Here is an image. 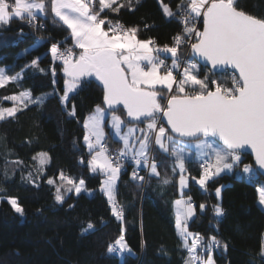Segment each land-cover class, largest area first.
<instances>
[{"label": "snow or ice", "instance_id": "6c2138e0", "mask_svg": "<svg viewBox=\"0 0 264 264\" xmlns=\"http://www.w3.org/2000/svg\"><path fill=\"white\" fill-rule=\"evenodd\" d=\"M159 2L165 17L181 25V31L172 37L171 46H157L152 38L140 39L138 26L125 27L110 20V13L118 14L125 8L123 0H0V26L20 20L39 31L44 28L37 19L40 17L51 18L54 24L70 30L73 47L80 50L78 56L71 48L60 50L59 43H66L67 37L50 48L53 61L62 62L66 76L65 90L59 99L67 110L69 94L75 95L87 77H95L102 87L105 107L97 105L84 120L83 140L90 155L87 166L91 173L103 176L99 191L106 196L112 215L123 225L124 206L117 199L123 161L127 159L133 164L131 180L144 182L145 176L139 173L146 171L149 178H160L167 185L172 181L161 175L153 153L168 154L173 159L172 173L179 175L182 194L181 199L174 201V207L180 246L188 253L184 264H215L213 248L227 250L228 244L215 235L205 240L200 233L189 230V221L196 216L197 207L203 212L209 205H196L191 196L183 197L189 179L186 161L192 162L193 157L186 149L191 141L196 142L195 162L202 171L198 179H192L205 193L210 181L215 182L221 173L230 174L234 169H240L238 179L254 182L257 170L243 164L240 154L245 146L251 147L255 164L264 171V16L245 11L240 0H179L175 11L163 4V0ZM127 9L135 10L133 0H127ZM197 23L201 26L197 27ZM148 27L145 25V29ZM19 34L24 35L23 31ZM185 48L190 49L191 55ZM161 55L170 58L171 64L161 59ZM197 58L204 62L203 74L201 65L194 62ZM39 60L40 57L32 59L12 75L8 74L11 69L0 67V88L10 83L19 85L25 69L49 71L55 84V68H40ZM218 73L219 80L210 78ZM58 91L54 89V93ZM50 95L53 93L33 97L30 89H23L3 97L12 106H0V121L15 119L30 105H43ZM121 105L130 118L127 124L115 114ZM109 113L113 137L122 145L115 152H110L104 142V122ZM68 115L75 117V104ZM139 124L144 127H138ZM32 159L38 160V174L43 175L44 166L51 161L49 154L39 152ZM13 163L22 165L23 161ZM80 163H84L83 157ZM32 176L29 172V182L39 187ZM58 180L59 183L57 178L48 177L47 184L55 188L54 199L60 204L65 202L66 193L92 194L83 179L77 180L60 171ZM224 187L215 188L218 202L210 205L216 218L225 215L219 200ZM4 191L0 188V192ZM257 193L258 202L264 207V186L257 188ZM0 201L7 202L23 216L25 209L17 197L0 196ZM89 231H95L91 221L81 229V234ZM107 252L121 257L135 256L123 227L108 245ZM259 254L264 259V246Z\"/></svg>", "mask_w": 264, "mask_h": 264}, {"label": "trees", "instance_id": "16d2710c", "mask_svg": "<svg viewBox=\"0 0 264 264\" xmlns=\"http://www.w3.org/2000/svg\"><path fill=\"white\" fill-rule=\"evenodd\" d=\"M123 2L125 8L118 14L110 13L108 18L128 27L138 26L139 38H152L157 45L163 46L181 29L177 20L165 17L159 0H139V3L133 0L134 11L127 9V0ZM178 2L163 0V4L174 11ZM240 7L250 14L264 16V0H240ZM38 19L45 24L39 31L20 20H13L10 26H0V66L11 69L10 75L36 57H40V68L54 67L56 71L55 84L51 72L25 69L19 85L10 83L0 88V106L4 107L12 106V102L4 101L3 97L23 89H30L33 97L53 93L43 105H30L15 119L0 121V188L6 190L0 192V196L17 197L25 209L21 216L7 202L0 201V264H184L188 253L180 246L174 207V201L182 194L179 175H174L171 170L173 159L160 151L153 153L161 175L172 181L167 185L160 178L149 176L142 183L133 181L130 179L133 164L124 166L117 183V199L125 213L122 225L112 215L106 196L99 191L103 176L91 173L87 166L90 155L83 140L86 134L84 120L97 105L105 107L102 87L93 77L84 78L87 83L82 80L78 92L70 94L65 109L59 99L66 77L62 62L53 64L51 56L44 52L34 58L21 57L20 50L36 49L42 41L47 44L63 42L66 37V43L74 41L65 26L54 24L51 18ZM145 25L149 27L145 29ZM205 71L201 65V74ZM54 89L59 90L58 94ZM72 104L76 106L75 117L68 115ZM116 112L128 123L130 118L122 105ZM106 142L111 148L121 147L112 135H107ZM39 152H46L51 157L44 166L43 175L38 174V160L32 159ZM82 157L83 164L80 163ZM17 160H22L23 164L13 163ZM242 161L243 164L251 163L257 170L251 155L243 154ZM186 168L189 183L183 195L191 196L196 205L203 202L209 205L203 212L197 207L196 216L189 221V229L200 233L205 240L215 235L228 244L227 250L214 248L215 263L264 264L259 254L264 246V208L258 202L257 193L258 186L264 185V177L257 170L255 182L248 183L246 179H238L240 169H234L230 174L221 173L215 182L210 181L205 193L192 179L201 175L199 163L195 159L186 161ZM60 171L77 180L83 179L92 194L66 193L63 204L56 202L55 188L47 184V178H57L59 183ZM29 172L33 173L32 179L39 187L29 182ZM221 185L225 187L219 200L225 215L216 218L210 205L218 202L215 188ZM89 221L94 223L95 231L82 235L81 229ZM122 227L135 256L125 254L121 257L107 252L108 245L120 234Z\"/></svg>", "mask_w": 264, "mask_h": 264}, {"label": "rangeland", "instance_id": "374dc122", "mask_svg": "<svg viewBox=\"0 0 264 264\" xmlns=\"http://www.w3.org/2000/svg\"><path fill=\"white\" fill-rule=\"evenodd\" d=\"M140 39H142V38H140ZM41 44H44V45H47V43L45 42V41H42V43ZM50 44V43H49ZM49 44H48V46H46L47 47V49H48V52L50 53V47H49ZM28 50L27 52L25 51V50ZM79 49L78 48H76V55H77V51H78ZM35 52L36 51H32L31 49H28V48H22L21 50H20V55H21V57H25V56H29V57H33L34 55H36L35 54ZM34 58V57H33ZM194 62H196V63H198L196 60L194 61ZM199 64V63H198ZM0 67H3V66H0ZM9 74V73H8ZM10 75V74H9ZM65 80H66V77H65ZM65 80H64V90H65ZM64 90H63V92H64ZM63 92H62V94H63ZM71 94V93H70ZM69 94V95H70ZM102 107V106H101ZM116 115H119L122 119H123V117H122V115H120L119 113H115ZM107 117V116H106ZM106 117H105V119H106ZM124 120V119H123ZM109 123H110V125H111V117H110V119H109ZM125 123H126V121H125ZM127 124V123H126ZM129 126H131V125H129ZM139 127H141V128H143L144 127V124H142V125H138ZM165 126V125H164ZM166 127V126H165ZM126 130V129H125ZM105 143H106V145H108L107 144V142H106V139H105V141H104ZM195 141H191L190 142V144H191V146L190 147H188L187 149H186V151H188V152H191L192 154H193V157H192V159H195V157H196V152H197V149L195 148ZM122 146V145H121ZM108 148L109 149H113V148H111V147H109V145H108ZM157 160V159H156ZM158 163V162H157ZM250 165H252L251 163H249ZM252 167L254 168V166L252 165ZM255 169V168H254ZM202 171V170H201ZM144 173H145V171H144ZM143 176H145V181H146V179H147V176H148V173H147V176L145 175V174H143ZM189 176V175H188ZM199 178V177H198ZM197 178V179H198ZM102 180H103V178H102ZM144 181V182H145ZM188 183H189V179H188ZM187 186H188V184H187ZM262 186H264V185H261V186H258V188L259 187H262ZM180 189V188H179ZM13 197V196H12ZM183 197H187V196H184L183 195ZM182 198V195L181 196H179V197H177L176 198V200L177 199H181ZM204 203V202H203ZM264 208V207H263ZM191 232H193V233H195L194 231H192L191 229H189ZM190 243H191V241H190ZM213 250H214V248H213ZM213 250H212V255H213ZM199 251V250H198ZM216 264V263H215Z\"/></svg>", "mask_w": 264, "mask_h": 264}, {"label": "built area", "instance_id": "2783aa9c", "mask_svg": "<svg viewBox=\"0 0 264 264\" xmlns=\"http://www.w3.org/2000/svg\"><path fill=\"white\" fill-rule=\"evenodd\" d=\"M37 19H38V18H37ZM38 20H39V19H38ZM39 22L42 23V24L45 26V24H44L43 21H40V20H39ZM113 22H117V21H113ZM119 22L122 23L125 27H128V26H126L123 22H121V21H119ZM200 26H201V25H200L199 23H197V27H200ZM180 31H181V29H180ZM180 31H179V32H180ZM53 43H58V42H53ZM53 43H50V44H49V47H50V48H51V44H53ZM171 44H172V41H171L170 43H168L167 45L171 46ZM73 45H74V43H59V46H60V50H61V51L65 50V49H68V48H71V49L73 50V52L76 53V48L73 47ZM156 45H157V44H156ZM157 46L163 47L164 45H163V46H161V45H157ZM184 51H185L188 55H191V51H190V49L185 48ZM50 55H51V53H50ZM51 58H52V56H51ZM160 58H161V59H164L165 62H166L167 64H171V59L168 58L166 55H161ZM52 61H53V59H52ZM56 62H61V61H59V60L53 61V64L56 63ZM182 67H183V65H182ZM220 76H221V74L218 73V76H217L216 78H212V79L219 80V79H220ZM107 146H108V145H107ZM109 150H110V152H115V150H117V148H113V149H109ZM240 154H241V157L243 158V154H242V153H240ZM157 162H158V160H157ZM127 164H132V162H131L130 160H127V159H126V160L123 161V166H125V165H127ZM132 171H133V170H132ZM139 174L142 175V171H140ZM144 174L147 176V172H146V171H145ZM142 176H143V175H142ZM254 182H255V180H254Z\"/></svg>", "mask_w": 264, "mask_h": 264}, {"label": "crops", "instance_id": "0c3cea01", "mask_svg": "<svg viewBox=\"0 0 264 264\" xmlns=\"http://www.w3.org/2000/svg\"><path fill=\"white\" fill-rule=\"evenodd\" d=\"M41 43H42V42H41ZM46 46H48V44H47V45L39 44L38 47H37L36 49H31L32 51H36L35 54L37 53V54L34 55L33 57L38 56L40 52H44V53H46V54H49L48 49H47ZM27 57H29V56H27ZM33 57H30V58H33ZM100 106L104 107L103 105H100ZM107 111H108V110L106 109V112H107ZM93 112H94V111H93ZM93 112H92V113H93ZM92 113H91V114H92ZM91 114H89V115H91ZM89 115H88V116H89ZM110 117H111V113H109V114L107 115V117H106V119H105V122H104L105 139L107 138V135H112V136H113V129L111 128V125H110V123H109V119H110ZM89 159H90V157H89Z\"/></svg>", "mask_w": 264, "mask_h": 264}, {"label": "water", "instance_id": "95a60500", "mask_svg": "<svg viewBox=\"0 0 264 264\" xmlns=\"http://www.w3.org/2000/svg\"><path fill=\"white\" fill-rule=\"evenodd\" d=\"M196 61H197L200 65H203V66H204V62H203L202 60H200L199 58H197ZM93 78L96 79L95 77H93ZM165 125L167 126L166 123H165ZM240 152H241L242 154L247 153V154L251 155L252 158H253V160H254V163H255V153H254V151L251 149L250 146H245V148L242 149V150H240ZM255 165H256V164H255ZM256 168H257V170L259 171V173L264 177V171L259 170V168H258L257 165H256Z\"/></svg>", "mask_w": 264, "mask_h": 264}]
</instances>
